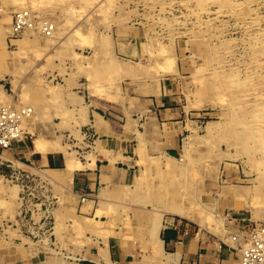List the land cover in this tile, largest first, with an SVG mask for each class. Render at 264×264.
Returning a JSON list of instances; mask_svg holds the SVG:
<instances>
[{
	"label": "rangeland",
	"instance_id": "obj_1",
	"mask_svg": "<svg viewBox=\"0 0 264 264\" xmlns=\"http://www.w3.org/2000/svg\"><path fill=\"white\" fill-rule=\"evenodd\" d=\"M21 10L34 28L16 35L12 14ZM0 15L9 38L8 49L0 41V109H31L22 141L0 148V264H69L66 253H80L93 234L105 240L116 223L145 253L149 233L157 237L159 223L149 226L141 211L130 220L127 209L110 205L107 223L77 216V199L63 184L68 165L95 157L85 95L118 101L172 83L185 110L196 111L185 118L196 126H187L180 160L165 162L164 174L160 161L141 162L154 210L194 191L192 207L214 203L217 213L200 231L212 235L213 223H224L226 231L213 235L227 244L226 233L236 230L231 217L256 221L246 208L228 209V183L243 186L232 202L264 211V0H0ZM42 21L54 24L52 38L41 36ZM33 138L63 152L65 175L23 153ZM56 138L65 145L49 140ZM137 153L147 157L143 145ZM154 248L142 264H163Z\"/></svg>",
	"mask_w": 264,
	"mask_h": 264
},
{
	"label": "crops",
	"instance_id": "obj_2",
	"mask_svg": "<svg viewBox=\"0 0 264 264\" xmlns=\"http://www.w3.org/2000/svg\"><path fill=\"white\" fill-rule=\"evenodd\" d=\"M1 20L0 15V23ZM0 41H4L8 49L9 38L3 37L1 32ZM174 88L172 83H164L159 90L131 93L118 101L94 95L84 96L89 106L88 133L95 137L92 142V154L95 157H82L79 160L82 167L70 174L69 183L64 185L61 178L65 189L77 199V216L95 223H107L109 216L103 211H107L111 205L117 206L119 213L121 209H127L130 220L136 211L149 213L145 214L146 224L150 226L152 221H157L160 227L156 238H151L149 233L148 253H145L141 241L125 235L120 229L122 223H116L112 234L105 240L93 234L90 236L93 243L80 253H66L64 257L69 259V264H142L144 256L150 254V246L155 250V244L158 246L156 255L163 264H168L167 258L171 255L177 259L176 264H237L238 254L230 250L236 244H227L213 235L218 233L217 230L226 231L224 223L217 229L213 223L210 229L212 235L200 231L208 228L203 220L207 214L217 216L214 203L205 202L203 206L199 203L200 208L192 207V200L197 193L191 191L186 202L171 199L154 210L153 185L148 196L144 183L140 182L142 173L147 169L141 162L160 161L164 174L165 162L181 158L184 139L191 132L187 126H196L188 125L185 119L187 113L191 115L196 111L185 110L186 100ZM105 114L110 115L108 120L104 119ZM49 140L64 144L57 138ZM140 145L146 148L147 157L137 153ZM155 147L157 152L154 151ZM29 151L23 153L33 159L40 169L63 173L65 159L62 151L51 150L44 154ZM227 188L230 200L226 205L228 209L238 211L246 208L252 219L262 221L260 216L264 215V211L259 214V210L248 204L232 202L240 199L243 186L231 182ZM179 207L187 216L172 214V210ZM201 209L205 211L203 216ZM226 234L228 237L234 231Z\"/></svg>",
	"mask_w": 264,
	"mask_h": 264
},
{
	"label": "built area",
	"instance_id": "obj_3",
	"mask_svg": "<svg viewBox=\"0 0 264 264\" xmlns=\"http://www.w3.org/2000/svg\"><path fill=\"white\" fill-rule=\"evenodd\" d=\"M27 28H34V21L28 10L17 11L12 14V31L21 34ZM54 31V24L42 21L39 32L42 37H50ZM29 109H13L3 107L0 109V148L10 149L13 143L24 138L21 129L22 121L29 116ZM236 225L232 241L236 246L230 247L232 252L238 254L239 264H264V220L252 221L241 216L231 217Z\"/></svg>",
	"mask_w": 264,
	"mask_h": 264
},
{
	"label": "bare ground",
	"instance_id": "obj_4",
	"mask_svg": "<svg viewBox=\"0 0 264 264\" xmlns=\"http://www.w3.org/2000/svg\"><path fill=\"white\" fill-rule=\"evenodd\" d=\"M25 4H27V6H28V3H27V1H26V3ZM40 28V27H39ZM33 31V30H32ZM35 31V30H34ZM34 33V32H33ZM47 38V37H46ZM50 38H52V35L48 38V39H50ZM29 109V108H28ZM30 110V112H31V109H29ZM30 112H29V114H30ZM24 133V132H23ZM25 134V133H24ZM97 147V146H96ZM53 151L54 149H53V147L51 146H49L48 144H46V143H44V142H42L41 140H39L38 138H33L32 139V152L33 151H36V152H40V153H42V154H44V153H46L47 151ZM78 164H80L81 166H82V164H81V162H79ZM76 169H78V168H76ZM75 169H71V167L68 165L67 167H66V174H67V176L68 177H70V174L74 171ZM195 202V201H194ZM172 214H174V215H178V216H181V217H184V216H187V213H185L184 212V210L181 208V207H179V208H174L173 210H172ZM209 214H211V213H209ZM189 217V216H188ZM156 223H158V222H156ZM156 225H154V231L156 230ZM158 230V229H157ZM231 235L232 234H229V236H228V239H229V241H230V243L231 244H236V242H234V241H232V238H231ZM224 242V241H223ZM157 248V247H156ZM176 262H177V259L175 258V257H172V255L171 256H169L168 258H167V263L168 264H176Z\"/></svg>",
	"mask_w": 264,
	"mask_h": 264
}]
</instances>
